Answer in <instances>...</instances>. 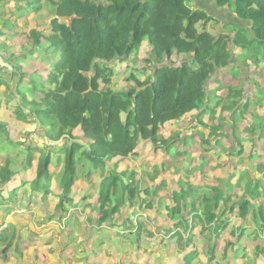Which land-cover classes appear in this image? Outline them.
Listing matches in <instances>:
<instances>
[{"label":"trees","instance_id":"16d2710c","mask_svg":"<svg viewBox=\"0 0 264 264\" xmlns=\"http://www.w3.org/2000/svg\"><path fill=\"white\" fill-rule=\"evenodd\" d=\"M193 1H14L13 14L18 19L26 14H39L46 2L53 8L54 17L50 33L39 29L20 34L0 30V51L12 64L19 62L15 72H11L14 78L18 77L15 100L9 101L11 96H6L7 99L2 101L5 95H1V87L10 88L11 84L0 75V109H10L16 125L39 124L45 135L38 132L37 136L52 144H38L31 137V132H18L21 140L16 138V141L22 146V151L17 155L15 171L14 157L5 153L0 143V191L5 192L0 194L6 203L19 199L22 187L50 194L45 187L52 190L51 184L55 180L49 177L55 175L67 184L65 190L71 194L69 198L72 200L68 204H72V197L78 195L73 191H81L82 199L90 206L99 207L106 218L134 206L152 212L164 211L167 219L164 220L166 227L163 232L167 238L176 239L174 243L185 254L184 264H203L198 260V251H188L194 242L195 226L198 223L203 226L204 236L206 224L213 225L226 219L230 210L237 211L239 204L242 217L248 216V220L256 221L258 229L264 232V176L257 175L260 165L264 169V162L258 161L253 167L252 153L244 156L243 152L245 143L250 142L254 156H263L264 129L260 128L263 118L259 114L258 117L251 115L250 111L252 103H256L257 108L263 105L258 98H244L242 85H218V78L215 88L211 84L214 77L223 76L222 71L231 67L232 44L239 47L256 43L264 47V0H217L219 5H232L238 18L250 21L252 39L245 37L242 32L245 28L242 27L238 28L235 37L224 33L212 34L206 26L215 18L203 9H194L191 6ZM201 25L202 30L199 28ZM141 48L147 54L145 68L141 72L143 77L132 75L134 81L131 77L126 81L134 83L133 86L115 89L112 86L114 66L128 61ZM39 57H44L45 75L39 71L29 76L25 72L18 73L30 59L39 60ZM261 76L263 86L264 75ZM258 78L255 77V82L260 81ZM224 87L230 91L232 100L229 104H223L224 98H217V92ZM219 108L220 114L216 116ZM226 112L231 121V135L223 131L222 120ZM192 119L198 126L192 125ZM185 122L186 125L177 127ZM11 127L0 117V139L4 143H9L8 130ZM204 130H208V134ZM198 132L201 133L200 157L212 153L213 143H220L221 137H228L238 148L226 158L235 163L247 158L248 167L254 168L255 173L250 174L246 168L250 174L248 180L242 171L235 168L216 184L209 185L211 190L208 194L199 196L200 187L191 172L194 161L199 157L186 166L183 177L169 181L161 175L154 188L136 174L134 164L120 169L127 159L139 157L141 145H152L155 151L167 156L175 144L186 147V139ZM79 136L87 144H77L75 139ZM79 149L82 153L78 157ZM177 154L182 155L181 152ZM109 160L114 161L112 167ZM86 161L94 170L100 169V181L90 183L93 186L99 184L97 197L93 190H76L82 187L76 186L78 168H86ZM53 165L55 170H52ZM165 165L163 161L162 167ZM222 168L221 162L216 163L213 170L202 165L199 174L203 175L208 169L217 173ZM176 170L179 171L178 167ZM157 175L159 172L151 176L156 179ZM87 177L91 178L90 175ZM17 180L20 184L16 183ZM171 182H176L177 188L170 190ZM57 188L58 183L55 190ZM164 190L166 193L156 200L157 194ZM59 198L57 209L60 211L59 204H65L67 199L63 201L60 195ZM130 219L134 216L131 215ZM243 227L237 231L230 230L229 236L224 237L222 234L227 227L221 231L219 228L217 232L214 230L216 237L207 239L210 245L207 264H225V252L221 256L218 248L222 245L235 258L242 253L248 237V230ZM189 232L192 235H188Z\"/></svg>","mask_w":264,"mask_h":264},{"label":"rangeland","instance_id":"374dc122","mask_svg":"<svg viewBox=\"0 0 264 264\" xmlns=\"http://www.w3.org/2000/svg\"><path fill=\"white\" fill-rule=\"evenodd\" d=\"M14 1H0V30L19 34L22 32L27 33L30 29H39L47 33L51 32L50 25L54 17V10L48 2L44 4L39 14H26L24 18L18 19L13 14L15 11ZM191 6L194 9H203L215 18L206 26L212 34L220 35L224 33L235 37L238 33V28L242 27L245 28L242 31L245 37L252 39L250 21L238 18L232 5L226 4L222 6L217 3V0H194ZM199 28L202 30L203 25ZM5 48L8 49V47ZM231 51V67L222 71L223 76L212 79V87L215 88L216 84L222 86L233 84L235 87L242 85V89L244 88L243 90H245L242 95L244 98H258L263 105L261 108H257L256 103H252L250 111H252L251 115L253 113L256 117L259 114L263 118L260 128L264 129V85L261 86L263 84L261 75H264V47L258 46L256 43L242 44L239 47L232 44ZM146 57V50L141 48L138 52L132 54L128 61L117 63L114 66L115 72L112 77V86L117 90L133 86L134 83H128L126 80L131 77L132 81H134L132 75L143 77L141 72L145 68ZM17 67H19V62L12 64L8 61L7 56H4L2 51H0V75L11 84L10 88L5 87V85L1 87V95H5L2 96V101L7 99L6 96H11V98H8L9 101L15 100V97H17L18 77L14 78L11 74V72H15ZM46 68L44 57H39V60L30 59L26 65L20 68L18 73L25 72L29 76L39 71L45 75ZM233 69L234 71H232ZM253 74L254 77L252 78ZM257 76H259L258 80L260 81L256 80L255 82V77ZM217 78L218 81L214 84ZM25 88L23 87V89ZM229 94V89L224 87L217 92V98H224L225 102L223 104H229L232 100ZM26 111L29 112L28 108ZM219 114L220 108L216 116ZM0 117L12 125L8 130L10 133L9 143H4L3 139H0V143L2 150L14 157L12 164L15 169L18 166L17 160L19 157L17 155L22 151V146L16 141V138L21 140L17 136L18 132H31V137L35 138L38 144H52L45 140L44 137L37 136L38 132L45 135V130L39 124L31 123L25 126L22 123H17L16 125L10 109H0ZM223 118V131L231 135L233 131L228 112L223 114ZM256 120L257 122L260 121V119ZM191 122L193 123L192 125H196L194 124V119ZM186 124L187 122L179 124L177 127ZM173 126L175 127V124ZM236 131L239 132V129H236ZM204 132L208 134V130H204ZM200 137L201 133L198 132L194 137L186 139V141L188 140L186 147H182L181 144H175L169 150L167 156L160 151H155L152 145H141L138 149L139 157L127 159L120 169H124L128 164H134L136 174L142 177L144 183L150 184V187L154 188L158 184L157 181H160L161 175L165 176L169 181L172 178L177 180L179 176L183 177L186 166L190 165L195 157H199L194 161L191 169V172L195 175L194 180L200 187L199 196L208 194L211 190L209 185L216 184L220 178H225L235 168L242 171L243 177L246 179H248L250 174L253 175L255 173L254 168L251 170L248 167L250 164L247 158L239 159L238 163L226 158L231 151H237L238 148L233 139H228V137H221L220 143H213L212 153L200 157ZM75 141L80 145L87 144L81 136ZM69 145L68 143L67 146ZM262 151L263 156L256 158L252 144L246 142L243 152H245L244 156L252 153L253 162L251 163L254 167L258 161L264 162V149ZM178 152H181L182 155H178ZM81 153L82 149H79L76 156L79 157ZM219 156H224L225 158L218 159ZM163 161L166 164L164 168L162 167ZM113 162V160H109V166L112 167ZM218 162L223 165L219 172L211 173L210 169H208L203 175L199 174L202 165L213 170ZM85 164L87 165L86 168H82V166L78 168L76 186L82 187L76 190H93L97 197L100 194V186L99 184L93 186L90 183L91 181L94 183L100 181V169L94 170L89 161H86ZM55 167L53 165L52 170H55ZM176 167H178L179 171L176 170ZM246 168L250 174L246 171ZM257 170L259 171L257 175L259 174L263 177V166L260 165ZM158 172L159 175H157L156 179H153L152 177ZM51 173L53 174V172ZM87 175H90L91 178H88ZM49 179H54L56 182L51 184L52 190H50V187H45V190L48 189L50 194H47V191L45 192L44 190L43 192H37L33 188H22L18 193L19 199L15 203H5L2 199L4 197L0 194V229L10 223L8 231L5 233L3 231L0 237V264H184L183 257L185 254L174 243L176 239L167 238L163 232L166 227L164 220L167 219L164 211L152 212L151 210H146V208L134 206L133 208L124 209L122 213L117 212L112 217L106 218L101 214L99 207L90 206L88 202L82 199L81 191L74 192V190L73 193L78 195L77 197H72V204H68V201L72 200L69 198L71 194L65 190L67 186L64 183L65 180L63 178L58 179L55 175H50ZM237 180L238 176L235 177V181ZM262 180L264 181L263 178ZM43 181L45 182L46 179ZM16 183L19 184V180ZM57 183L58 188L55 190ZM103 188L106 191V187L103 186ZM175 188H177V183L171 182L169 189L173 190ZM0 193L2 195L5 194V192L1 191ZM57 193H59L63 201L67 199L65 204L64 202L59 204L60 211L57 209L60 200ZM165 193L166 190L159 192L156 200H159ZM67 196L68 198H66ZM232 210L226 215L228 216L226 219L217 221L213 225L206 224L205 237L202 235L203 226L198 223L193 232L195 234L194 242L189 245L188 251H193V253L198 251V260L203 264H207L208 248L210 246L207 243V239L216 237V234L213 233L214 230L217 232L219 228L221 231L227 227L222 234V237H224L225 235L229 236L230 230L237 231L239 227L244 226L243 228L248 230V237L244 243L245 248L235 258L231 251L225 250L224 245L219 246L221 256L225 252L223 261L225 264H264V232L258 229L256 221L248 220V216L246 218L242 217L241 204L237 206V211L232 212ZM198 212L202 213V205L199 206ZM131 215L134 216V219H130ZM191 222L192 219L190 224L193 226ZM138 223L142 225L141 228ZM220 231H218V234ZM183 234L187 235L185 232ZM188 235H192V233L189 232ZM256 251L258 255L255 254Z\"/></svg>","mask_w":264,"mask_h":264},{"label":"crops","instance_id":"0c3cea01","mask_svg":"<svg viewBox=\"0 0 264 264\" xmlns=\"http://www.w3.org/2000/svg\"><path fill=\"white\" fill-rule=\"evenodd\" d=\"M14 170L16 171V170H17V168H16V169H14ZM19 184H20V182H19ZM22 188H25V189H26V187H22ZM22 188H21V189H22ZM21 189H20V190H21ZM18 196H19V195H18ZM17 200H18V199H17ZM17 200H16V201H17ZM3 201H4V200H3ZM16 201H15V202H16ZM4 202H5V201H4ZM15 202H14V203H15ZM5 203H6V202H5ZM9 224H10V223H9ZM9 224H8V227H7V228H9ZM7 228H6V230H3V231H8V229H7Z\"/></svg>","mask_w":264,"mask_h":264},{"label":"built area","instance_id":"2783aa9c","mask_svg":"<svg viewBox=\"0 0 264 264\" xmlns=\"http://www.w3.org/2000/svg\"><path fill=\"white\" fill-rule=\"evenodd\" d=\"M7 226H8V224L5 225V226H2V227H1V229H0V234H1V232H2L3 230H5V229L7 228Z\"/></svg>","mask_w":264,"mask_h":264},{"label":"clouds","instance_id":"9594fccd","mask_svg":"<svg viewBox=\"0 0 264 264\" xmlns=\"http://www.w3.org/2000/svg\"><path fill=\"white\" fill-rule=\"evenodd\" d=\"M8 227V226H7Z\"/></svg>","mask_w":264,"mask_h":264}]
</instances>
